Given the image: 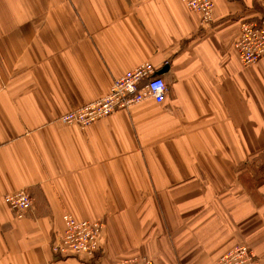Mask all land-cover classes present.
I'll list each match as a JSON object with an SVG mask.
<instances>
[{
	"label": "crops",
	"instance_id": "crops-1",
	"mask_svg": "<svg viewBox=\"0 0 264 264\" xmlns=\"http://www.w3.org/2000/svg\"><path fill=\"white\" fill-rule=\"evenodd\" d=\"M0 0V264H56L64 215L100 221V253L66 264H264V60L235 42L264 0ZM146 63L169 88L85 128L59 119ZM25 192L18 218L4 202Z\"/></svg>",
	"mask_w": 264,
	"mask_h": 264
},
{
	"label": "built area",
	"instance_id": "built-area-1",
	"mask_svg": "<svg viewBox=\"0 0 264 264\" xmlns=\"http://www.w3.org/2000/svg\"><path fill=\"white\" fill-rule=\"evenodd\" d=\"M190 11L200 15L203 25L214 22L215 4L213 0H176ZM235 48L243 65L249 66L264 60V20L247 21L241 26ZM155 68L146 63L127 72L114 81L109 95L98 101L71 111L59 120L68 125L85 129L112 114L129 110L146 100L163 104L169 88L161 77L155 76ZM4 202L16 217L23 218L32 208L30 198L25 192L7 195ZM64 232L52 245L56 264H66L71 259L93 260L100 253V237L104 224L100 221H78L71 215H64ZM258 258L248 246H238L223 255L217 264H255ZM120 264H154L148 258L125 259Z\"/></svg>",
	"mask_w": 264,
	"mask_h": 264
}]
</instances>
